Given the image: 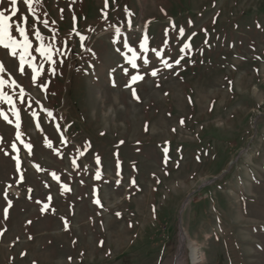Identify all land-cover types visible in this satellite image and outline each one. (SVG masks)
<instances>
[{
  "label": "rangeland",
  "instance_id": "rangeland-1",
  "mask_svg": "<svg viewBox=\"0 0 264 264\" xmlns=\"http://www.w3.org/2000/svg\"><path fill=\"white\" fill-rule=\"evenodd\" d=\"M107 3L33 0L32 13L17 0L12 34L22 39L15 24L24 26L37 67V29L60 51L55 74L45 62L32 81L27 62L21 74L18 56L0 46L3 90L19 114L0 105L13 121L0 117V264H175L182 230V264H264V0ZM0 10L10 15V0ZM125 39L141 54L137 69ZM152 48L169 63L184 59L165 68ZM137 72L139 99L126 86ZM12 80L24 88V104ZM108 106L116 115L105 120Z\"/></svg>",
  "mask_w": 264,
  "mask_h": 264
},
{
  "label": "snow or ice",
  "instance_id": "snow-or-ice-1",
  "mask_svg": "<svg viewBox=\"0 0 264 264\" xmlns=\"http://www.w3.org/2000/svg\"><path fill=\"white\" fill-rule=\"evenodd\" d=\"M73 2H75V0H73ZM23 3L28 5L29 12L35 13V8L32 7L33 0H23ZM10 4H11L10 15H6L4 10H0V46H2L3 49H10L12 57L18 56V59H19L18 70L21 74H23L25 72L24 65L27 62L31 72L34 73L30 77V79L32 81H35L37 76L40 75V73L44 71L45 62H50V64L52 66L50 67L49 70L53 74H55V63H56V61L53 59V52H54V50L56 52H59L60 50L55 48L54 42L45 44L44 37L41 36L39 29H37L35 31V39L40 42V46L38 48H36V52L40 53V55L42 57V60L39 64V67H37V65L34 63V61L36 60V57L33 56L31 54V52L29 51V49L31 48V41L29 40L28 36L25 33L24 26L21 23L15 24L16 32L19 34V36L22 39L18 40L16 38V36H14L12 34L13 24L10 23V21H12V18L17 15V7H16L17 6V0H10ZM107 7H108V3H107V0H105V8H107ZM62 12H63V10H61V13ZM103 15L105 16V18H107V12H103ZM74 19H75V17H74ZM42 24H43V27L45 29L48 27V21H46V20L42 21ZM173 27H175V26L173 25ZM119 32H120V29L117 28L116 33L119 34ZM77 34H79V33H77ZM184 34H185V29L180 28L178 35L180 37H183ZM81 39L83 40L84 37H81ZM52 40L53 41L55 40V33H53ZM147 41H148V37L145 36L144 41L142 43H140V49L142 50L143 53H147L149 51L148 47L146 46ZM123 47L125 49H127V51L124 53L125 58L127 59V62L131 65L132 69H137L138 68L137 60L141 59V54L138 53L134 47H131L129 45V42L127 39L124 40ZM186 49L190 53V51H191V44L190 43H184L181 47V52L185 53ZM119 50L120 49H117V51H119ZM151 51H152V53L155 54V56L157 58H160V62L163 63L164 67L168 68V69L173 68L174 64L180 65L181 60L184 59V55H181L179 58H177L174 61V64H173V63H169V60L167 58H162L161 52L159 50H157L156 48H152ZM128 53H131V55L129 56ZM185 54H188V53H185ZM142 63L144 65H148L150 63V60L148 59L147 56H144L142 58ZM5 71H6L5 64L0 62V105H3L4 103L9 104L11 106L10 111L12 112V114L14 116L17 117V120H19L18 109L16 107V104L13 101L12 96L3 90L5 85L9 84V81L5 80L4 75H2L3 73H5ZM159 71H160L159 68H153L149 74L152 77H155V76H157ZM124 72L126 75L128 74L127 69H124ZM143 79H144V75L137 72V74L131 75L130 83H128L126 85L127 87H129L131 89V94L136 99H139V97L137 96L136 88L132 87V85L137 83L138 81L143 80ZM9 86L20 87L19 84H17L16 80H12ZM24 97H25V90H24V88L20 87L18 99H19L21 104H24V102H25ZM35 115H36V113L33 112V116H35ZM48 115L51 116L52 113L48 112ZM0 117H2L9 124L13 123V121L9 119L8 115L3 111L2 108H0ZM181 123H183V121H181ZM15 127L17 129H19L21 127V124L19 122H17L15 124ZM21 135L22 134L20 132H17L16 138L18 140H20L21 144H24V141L22 139H20ZM2 142H3V138H0V143H2ZM121 143H123V141H121ZM7 146L10 147L13 151H18L17 145L15 143H11L10 145H7ZM47 146L50 149L53 147V145L50 141L47 143ZM24 147L27 148L29 150V154H31L32 145L31 144H25ZM0 150H2V149H0ZM167 151H168V149L165 148L164 149L165 163H167ZM84 154L85 153L83 151H81L79 153L80 156H84ZM16 160H17V169L19 170V167H20L19 157H16ZM95 161H96L97 165L100 164V157L98 155L95 157ZM72 163L75 164V160H73ZM37 168H39V165H37ZM52 175L56 179H59V177L56 175V173H52ZM117 175H119V172L117 173ZM101 177H102L101 171H99V170L96 171L95 178L97 180H100ZM19 179L21 181H23L24 177H23L22 173L20 174ZM81 183H83V181H81ZM117 183H119V180L117 181ZM132 183L135 184V181L133 180ZM64 188L66 191H71V189L68 188L67 184L64 185ZM4 195H5V199L7 200V207L4 209V219H7L8 218V208H10L12 206V201L7 199V192H5ZM47 199L50 201L52 199V197L49 196V197H47ZM95 202L97 204H100L99 199H97ZM48 208H49V204L44 203V206L41 210L47 211ZM52 212H55V208H52ZM29 223H31V222L29 221ZM67 226H68V222H67V220H65V227H67ZM0 235H3V233L0 232Z\"/></svg>",
  "mask_w": 264,
  "mask_h": 264
},
{
  "label": "bare ground",
  "instance_id": "bare-ground-1",
  "mask_svg": "<svg viewBox=\"0 0 264 264\" xmlns=\"http://www.w3.org/2000/svg\"><path fill=\"white\" fill-rule=\"evenodd\" d=\"M110 228L113 230L115 228V226L111 225ZM186 237H187V233L184 230H182L180 250L178 252L175 264H182L180 261V254L182 253V250L184 247V241H185ZM191 255H192V259H193L194 263L201 262L204 258L203 252L201 251V249L198 246H192Z\"/></svg>",
  "mask_w": 264,
  "mask_h": 264
},
{
  "label": "clouds",
  "instance_id": "clouds-1",
  "mask_svg": "<svg viewBox=\"0 0 264 264\" xmlns=\"http://www.w3.org/2000/svg\"><path fill=\"white\" fill-rule=\"evenodd\" d=\"M104 96H105V93H103V91L97 93V97H104ZM115 115H116V110L112 106H108L106 110H102V116L105 118V120L109 116L114 118Z\"/></svg>",
  "mask_w": 264,
  "mask_h": 264
}]
</instances>
